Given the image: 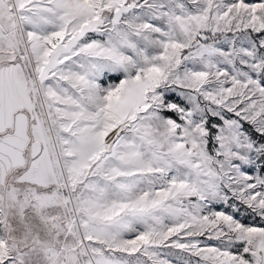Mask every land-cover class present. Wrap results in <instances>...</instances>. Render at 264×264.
I'll use <instances>...</instances> for the list:
<instances>
[{
	"label": "snow or ice",
	"instance_id": "obj_1",
	"mask_svg": "<svg viewBox=\"0 0 264 264\" xmlns=\"http://www.w3.org/2000/svg\"><path fill=\"white\" fill-rule=\"evenodd\" d=\"M0 264H264V0H0Z\"/></svg>",
	"mask_w": 264,
	"mask_h": 264
}]
</instances>
